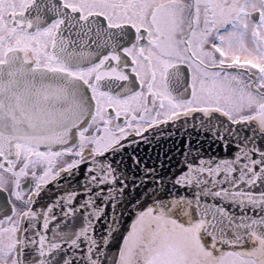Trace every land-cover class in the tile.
I'll use <instances>...</instances> for the list:
<instances>
[{
	"label": "snow or ice",
	"instance_id": "6c2138e0",
	"mask_svg": "<svg viewBox=\"0 0 264 264\" xmlns=\"http://www.w3.org/2000/svg\"><path fill=\"white\" fill-rule=\"evenodd\" d=\"M0 264H264V0H0Z\"/></svg>",
	"mask_w": 264,
	"mask_h": 264
},
{
	"label": "water",
	"instance_id": "95a60500",
	"mask_svg": "<svg viewBox=\"0 0 264 264\" xmlns=\"http://www.w3.org/2000/svg\"><path fill=\"white\" fill-rule=\"evenodd\" d=\"M205 148V155L206 156H223L225 153L220 151V149L216 146H213L211 148L208 147L206 144L204 146ZM183 150V144L182 143H174L172 140H160V141H154L151 145H141V148L139 150V155L141 157H144L147 160V163L152 166L156 165L161 161L166 162L167 157L172 158V164H171V171L176 172V163L183 159V157L180 155V151ZM126 163H130V161L125 158ZM131 223V217L125 216L124 222L120 225L119 228V234L117 236V241L121 238V235L126 232V229L128 225ZM118 246V244H117Z\"/></svg>",
	"mask_w": 264,
	"mask_h": 264
}]
</instances>
